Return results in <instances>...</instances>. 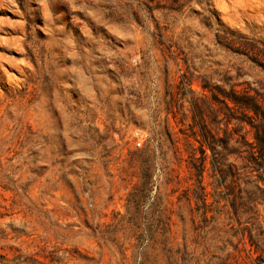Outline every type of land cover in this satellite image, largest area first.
<instances>
[{"label": "rangeland", "instance_id": "rangeland-1", "mask_svg": "<svg viewBox=\"0 0 264 264\" xmlns=\"http://www.w3.org/2000/svg\"><path fill=\"white\" fill-rule=\"evenodd\" d=\"M257 130L264 0H0V264H171L151 238L258 264ZM204 133L206 234L188 168Z\"/></svg>", "mask_w": 264, "mask_h": 264}, {"label": "trees", "instance_id": "trees-1", "mask_svg": "<svg viewBox=\"0 0 264 264\" xmlns=\"http://www.w3.org/2000/svg\"><path fill=\"white\" fill-rule=\"evenodd\" d=\"M235 104H242L236 97V95H232V97H229ZM244 106L247 108H253L254 103L251 100H247L244 103ZM230 132L229 130V124L227 125L226 129V138L223 140V147L227 148L229 145V142L231 140V135L227 134ZM170 136V140L174 146H176V140L173 139V136L171 133H168ZM230 135V136H229ZM203 140L204 142H201L200 144V153L201 157L198 158L194 153H190L189 155V163H188V168L189 171L191 172L192 178L196 179V182L193 184L195 185L196 189H193V197L196 199V201L200 204V210H202V213L205 215V221L204 225L202 226V232L205 234L207 233L206 231L209 230L208 227L212 225V227L215 226L217 219L216 218H211L208 220L207 215L210 210V204L207 202V193H206V188L203 185V177L206 172V159L207 155L204 149V144L207 143L208 137L204 133L203 135ZM256 142L255 143H248L247 141L245 142L246 145H249L251 147V150L249 151L250 157L253 160V164L256 166V170L261 173L262 170H264V135H260L258 133V130L256 132ZM212 150H214L210 145H208ZM150 145H147V147L140 153L145 154L148 152V148ZM139 152H133L131 153L132 157V162L136 163L138 162L139 158L141 157V154ZM225 159H216L212 163V171L215 173V171H218L220 173V177H218V180L221 183V186H223V182H226V180L229 177L233 176V171L232 168L227 171L224 169L225 164H224ZM216 176L213 174V177ZM234 184V182H232ZM231 183V184H232ZM230 184V185H231ZM198 187V188H197ZM137 196L131 194V201H134ZM128 212H130V206L129 204L126 205ZM165 227H167L168 232H171V225L170 223L166 222L164 223ZM151 242H156L155 244L162 243L166 247L168 246V251L171 255V258H173V261L171 264H192V256H190V253H188V247L184 244H175L173 240H167L166 242H160L159 240H154L151 238ZM231 244V243H230ZM256 246V251H253L252 249L247 250V258L251 259L252 261H259L258 264H264V251L260 249L258 244L252 243ZM148 245L144 247L146 249ZM236 248H234L235 250ZM238 252V250H236ZM256 256H255V255ZM216 264H234L233 262H238V264H246V261L242 258V254L238 253L233 255V253L228 252L227 254H223L220 256L215 257Z\"/></svg>", "mask_w": 264, "mask_h": 264}]
</instances>
